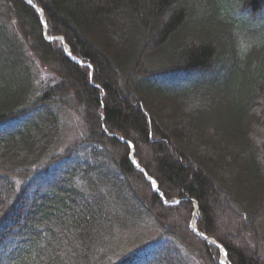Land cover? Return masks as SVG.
<instances>
[{
	"label": "trees",
	"instance_id": "1",
	"mask_svg": "<svg viewBox=\"0 0 264 264\" xmlns=\"http://www.w3.org/2000/svg\"><path fill=\"white\" fill-rule=\"evenodd\" d=\"M32 1L0 0V264H220L194 217L264 264V0Z\"/></svg>",
	"mask_w": 264,
	"mask_h": 264
},
{
	"label": "rangeland",
	"instance_id": "2",
	"mask_svg": "<svg viewBox=\"0 0 264 264\" xmlns=\"http://www.w3.org/2000/svg\"><path fill=\"white\" fill-rule=\"evenodd\" d=\"M118 36V34H116ZM50 37V36H49ZM52 38V36H51ZM57 39H60L63 43V38L62 37H59L57 36L56 37ZM65 44V43H64ZM66 45V44H65ZM153 100V99H152ZM154 102H158V104H153V108H150L151 112H157V110L159 111V107H163L165 106L166 104V101H164L163 99H161L160 101L159 100H156ZM167 109V107H165ZM173 107L170 106L169 109H172ZM72 109V108H71ZM72 116H82V113H81V108L79 109V111L76 110V107H74V109H72ZM165 116V115H164ZM70 133H72V131H70ZM176 147L178 146L179 148V144H176L175 145ZM174 148V147H173ZM142 152L144 153V155L148 158L150 157L151 152H149L148 150H144V148L142 149ZM196 159L198 160V155L196 156ZM195 208H196V204H195ZM218 216H219V230H226L230 233H232V235L235 237L236 236V232L234 231V223L232 221V219L230 218V216H228L224 210L221 208V210H218ZM196 221V218L194 217L193 219V222ZM196 224H197V221H196ZM235 243L239 245V241L237 240V237H235ZM222 250V249H221ZM223 252V251H222ZM224 262L225 260L222 259V256H221V259H220V262ZM224 264V263H223Z\"/></svg>",
	"mask_w": 264,
	"mask_h": 264
},
{
	"label": "snow or ice",
	"instance_id": "3",
	"mask_svg": "<svg viewBox=\"0 0 264 264\" xmlns=\"http://www.w3.org/2000/svg\"><path fill=\"white\" fill-rule=\"evenodd\" d=\"M28 2L31 4L32 3V0H28ZM89 67H91V66H89ZM95 87L96 88H99L100 85L99 84H96ZM102 127H103V125H102ZM104 130L107 131L106 128H104ZM125 144H126V147L128 149H134L135 148V145H133L131 141H126ZM133 163L137 164V167H139V164H138V162L136 160L133 159ZM147 179L150 181V187L152 189H154L155 191L159 192V186H158L156 180H154L151 176H148ZM160 200H161V203L162 204H165L166 205V204L169 203V201L164 198V193H162V192L160 193ZM172 203L173 204H180V201L174 200V201H172ZM3 214H4V210L0 209V216H2ZM188 227L192 230V232L194 234H197V235L201 236L205 240L207 239L206 236H205V234L203 232L199 231V229L197 228L195 222L189 224ZM211 243L213 245H215L217 247V249H221L222 248V245L217 244L215 240H213ZM225 255H227V254L225 253ZM220 264H223V262L221 261Z\"/></svg>",
	"mask_w": 264,
	"mask_h": 264
},
{
	"label": "water",
	"instance_id": "4",
	"mask_svg": "<svg viewBox=\"0 0 264 264\" xmlns=\"http://www.w3.org/2000/svg\"><path fill=\"white\" fill-rule=\"evenodd\" d=\"M30 4V3H29ZM30 5H32L33 7H35L36 8V6L33 4V3H31ZM42 16V15H41ZM197 208H198V206H197ZM195 224H196V221H195ZM196 226H197V224H196ZM206 236V235H205ZM206 240H208V242L210 243V244H212L211 242L214 240V239H212V238H208L207 236H206ZM217 243V242H216ZM218 244V243H217ZM223 258L225 259L226 258V255H225V253H223Z\"/></svg>",
	"mask_w": 264,
	"mask_h": 264
}]
</instances>
